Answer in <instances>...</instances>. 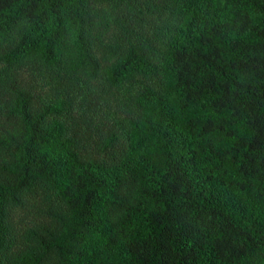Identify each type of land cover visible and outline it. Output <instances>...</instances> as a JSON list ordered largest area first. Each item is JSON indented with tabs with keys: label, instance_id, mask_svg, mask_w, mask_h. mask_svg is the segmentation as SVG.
Instances as JSON below:
<instances>
[{
	"label": "trees",
	"instance_id": "1",
	"mask_svg": "<svg viewBox=\"0 0 264 264\" xmlns=\"http://www.w3.org/2000/svg\"><path fill=\"white\" fill-rule=\"evenodd\" d=\"M0 264H264V0H0Z\"/></svg>",
	"mask_w": 264,
	"mask_h": 264
}]
</instances>
